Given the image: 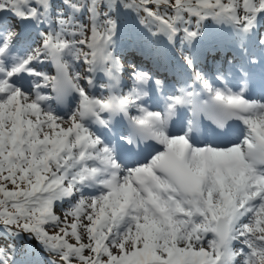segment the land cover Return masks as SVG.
I'll use <instances>...</instances> for the list:
<instances>
[{"label": "snow or ice", "instance_id": "6c2138e0", "mask_svg": "<svg viewBox=\"0 0 264 264\" xmlns=\"http://www.w3.org/2000/svg\"><path fill=\"white\" fill-rule=\"evenodd\" d=\"M0 264H264V0H0Z\"/></svg>", "mask_w": 264, "mask_h": 264}, {"label": "rangeland", "instance_id": "374dc122", "mask_svg": "<svg viewBox=\"0 0 264 264\" xmlns=\"http://www.w3.org/2000/svg\"><path fill=\"white\" fill-rule=\"evenodd\" d=\"M56 211H57V212H58V211H63V209H61V208L58 207V208L56 209ZM27 243H28V241H25V242L23 243V245H22V248H23V246L26 245ZM32 243H34V242H32ZM24 247H28V245H26V246H24ZM28 248H30V247H28ZM21 250H22V249H21ZM34 254H39L40 256L46 257V254H45V253H42L39 247H38V249L34 250Z\"/></svg>", "mask_w": 264, "mask_h": 264}]
</instances>
